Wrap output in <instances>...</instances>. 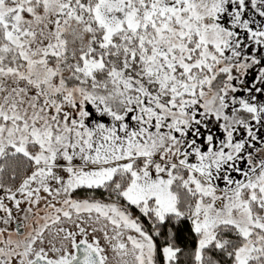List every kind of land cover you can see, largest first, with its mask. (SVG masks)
<instances>
[{
    "label": "snow or ice",
    "instance_id": "6c2138e0",
    "mask_svg": "<svg viewBox=\"0 0 264 264\" xmlns=\"http://www.w3.org/2000/svg\"><path fill=\"white\" fill-rule=\"evenodd\" d=\"M261 130L264 0H0V264H264Z\"/></svg>",
    "mask_w": 264,
    "mask_h": 264
},
{
    "label": "rangeland",
    "instance_id": "374dc122",
    "mask_svg": "<svg viewBox=\"0 0 264 264\" xmlns=\"http://www.w3.org/2000/svg\"><path fill=\"white\" fill-rule=\"evenodd\" d=\"M261 135H264V130H261ZM42 195H43V193H42ZM21 207H22V208H26V207H28V205H27V204H22ZM40 207L43 208V201L41 202ZM34 211H35V209H34ZM13 213H14V215H17L18 218H21V217L24 215L23 212L17 214L15 209H13ZM41 214H42V213H41ZM0 215H2V214H0ZM14 226H15V223H13V224L11 225V227H12L13 229H14ZM0 227H3V225L0 224Z\"/></svg>",
    "mask_w": 264,
    "mask_h": 264
},
{
    "label": "trees",
    "instance_id": "16d2710c",
    "mask_svg": "<svg viewBox=\"0 0 264 264\" xmlns=\"http://www.w3.org/2000/svg\"><path fill=\"white\" fill-rule=\"evenodd\" d=\"M87 194H88L87 190H81V191H80V195H81V197H84V196H86Z\"/></svg>",
    "mask_w": 264,
    "mask_h": 264
},
{
    "label": "water",
    "instance_id": "95a60500",
    "mask_svg": "<svg viewBox=\"0 0 264 264\" xmlns=\"http://www.w3.org/2000/svg\"><path fill=\"white\" fill-rule=\"evenodd\" d=\"M16 227V225L14 226V228Z\"/></svg>",
    "mask_w": 264,
    "mask_h": 264
}]
</instances>
